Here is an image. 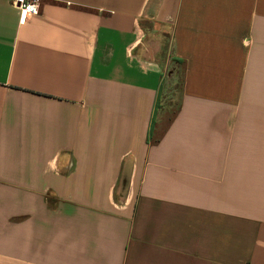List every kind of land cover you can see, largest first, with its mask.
Returning <instances> with one entry per match:
<instances>
[{
	"label": "crops",
	"instance_id": "0c3cea01",
	"mask_svg": "<svg viewBox=\"0 0 264 264\" xmlns=\"http://www.w3.org/2000/svg\"><path fill=\"white\" fill-rule=\"evenodd\" d=\"M13 1L0 264H264V0Z\"/></svg>",
	"mask_w": 264,
	"mask_h": 264
},
{
	"label": "rangeland",
	"instance_id": "374dc122",
	"mask_svg": "<svg viewBox=\"0 0 264 264\" xmlns=\"http://www.w3.org/2000/svg\"><path fill=\"white\" fill-rule=\"evenodd\" d=\"M182 92H183L182 84L176 83V85H174L173 87V91H171L166 97H164L160 101L159 106L162 108V110L159 112L155 137L159 136L161 132L168 127L170 122L173 120L174 116L177 114L180 107ZM244 139H245L244 131L238 132L237 133L238 146L236 147V154L238 156H243L245 153V147L243 146ZM241 202L243 203V199L241 200ZM240 206L243 207V205ZM237 213L238 215L244 216L243 208L241 210H238Z\"/></svg>",
	"mask_w": 264,
	"mask_h": 264
},
{
	"label": "built area",
	"instance_id": "2783aa9c",
	"mask_svg": "<svg viewBox=\"0 0 264 264\" xmlns=\"http://www.w3.org/2000/svg\"><path fill=\"white\" fill-rule=\"evenodd\" d=\"M14 7L19 12L20 24H26L40 12V0H14Z\"/></svg>",
	"mask_w": 264,
	"mask_h": 264
},
{
	"label": "trees",
	"instance_id": "16d2710c",
	"mask_svg": "<svg viewBox=\"0 0 264 264\" xmlns=\"http://www.w3.org/2000/svg\"><path fill=\"white\" fill-rule=\"evenodd\" d=\"M174 63H178L179 64V70L177 71V74L174 76V75H172L173 77H174V79H175V81H176V83L177 84H182V82L180 81L181 79H180V71H181V64L183 63L182 61H180V60H175L174 59ZM155 117H154V121H152V128H151V130H150V140H152L153 142H158L159 140H160V138L159 137H156L155 138V133H154V131H155V129H154V125H155Z\"/></svg>",
	"mask_w": 264,
	"mask_h": 264
}]
</instances>
